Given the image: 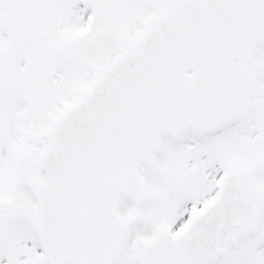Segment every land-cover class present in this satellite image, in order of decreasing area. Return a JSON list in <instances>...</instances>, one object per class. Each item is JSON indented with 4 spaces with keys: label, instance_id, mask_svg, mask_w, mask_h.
I'll return each mask as SVG.
<instances>
[{
    "label": "snow or ice",
    "instance_id": "1",
    "mask_svg": "<svg viewBox=\"0 0 264 264\" xmlns=\"http://www.w3.org/2000/svg\"><path fill=\"white\" fill-rule=\"evenodd\" d=\"M0 264H264V0H0Z\"/></svg>",
    "mask_w": 264,
    "mask_h": 264
}]
</instances>
